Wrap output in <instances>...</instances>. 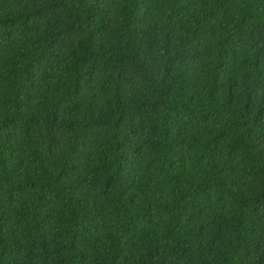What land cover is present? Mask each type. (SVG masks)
<instances>
[{
	"label": "trees",
	"instance_id": "trees-1",
	"mask_svg": "<svg viewBox=\"0 0 264 264\" xmlns=\"http://www.w3.org/2000/svg\"><path fill=\"white\" fill-rule=\"evenodd\" d=\"M262 90L264 0H0V264H61L89 240L62 213L94 224L85 264H264L258 192L220 165ZM99 142L150 151L160 210L134 212Z\"/></svg>",
	"mask_w": 264,
	"mask_h": 264
},
{
	"label": "clouds",
	"instance_id": "clouds-1",
	"mask_svg": "<svg viewBox=\"0 0 264 264\" xmlns=\"http://www.w3.org/2000/svg\"><path fill=\"white\" fill-rule=\"evenodd\" d=\"M219 78L222 76L218 74ZM37 94H42V87L36 88ZM248 108L256 115L264 117V90L248 92L245 96ZM259 136L254 138L248 151L233 154L220 160V165L230 173H237L238 181L250 184L258 192V207L264 206V125L261 126ZM102 158V168L105 174L114 180L121 188L138 190L140 194L132 198V208L137 214H146L150 210H160L162 205L154 196L148 195L150 178V151L134 142H99ZM244 174H254L245 177ZM56 227L64 232L65 241L89 238L80 241L75 249L67 247L62 256L61 264H85L90 258V246L95 235L94 224L73 213H62L55 220ZM23 231L19 223L12 232Z\"/></svg>",
	"mask_w": 264,
	"mask_h": 264
},
{
	"label": "rangeland",
	"instance_id": "rangeland-1",
	"mask_svg": "<svg viewBox=\"0 0 264 264\" xmlns=\"http://www.w3.org/2000/svg\"><path fill=\"white\" fill-rule=\"evenodd\" d=\"M11 228L14 229V225H11Z\"/></svg>",
	"mask_w": 264,
	"mask_h": 264
}]
</instances>
